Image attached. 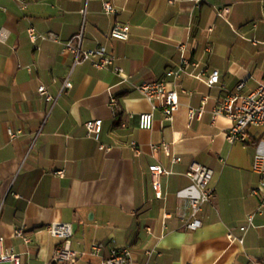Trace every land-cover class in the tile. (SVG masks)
<instances>
[{
	"label": "crops",
	"instance_id": "0c3cea01",
	"mask_svg": "<svg viewBox=\"0 0 264 264\" xmlns=\"http://www.w3.org/2000/svg\"><path fill=\"white\" fill-rule=\"evenodd\" d=\"M24 2L20 10L0 0V28L8 32L0 42V249L12 248L21 264H57L53 251L63 241L47 227L64 222L75 264H99L112 247L129 250L134 264L263 261L264 209H257L264 190L252 158L264 151V131L252 127L248 143H230L232 122L212 111L227 94L249 93L264 78V0ZM104 3L115 12H105ZM115 23L129 25L127 40L109 36ZM31 27L46 38L32 41ZM70 40L113 56L124 77L75 64L63 52ZM182 59L185 73L166 78ZM212 71L218 82L209 86ZM161 79L179 98L171 120L159 101L152 108L136 89ZM190 109L202 113L188 125ZM149 112L153 127L140 129L138 116ZM94 120L101 131L88 135L85 123ZM193 161L212 169L214 196L198 214L200 226L189 229L181 216H189L185 202L197 193L187 176ZM152 165L169 172L157 187ZM16 227L29 242L14 235Z\"/></svg>",
	"mask_w": 264,
	"mask_h": 264
},
{
	"label": "built area",
	"instance_id": "2783aa9c",
	"mask_svg": "<svg viewBox=\"0 0 264 264\" xmlns=\"http://www.w3.org/2000/svg\"><path fill=\"white\" fill-rule=\"evenodd\" d=\"M17 3L20 10L26 9V3L24 0H13ZM103 10L107 13H114L115 9L110 3L103 4ZM0 11H4V8L0 5ZM30 37L32 41L37 39H45L44 35L37 33L32 27L29 29ZM130 34V27L127 24L115 23L109 36L113 39L125 41ZM8 37V32L0 28V42H5ZM179 49H184V45H178ZM63 52H70L74 55L75 64H79L84 61L91 63L96 69L110 68L115 74L120 77L123 76V69L118 65H115V58L113 56H107L100 49H81L80 46L74 44L72 40L63 43ZM189 66L186 59H182L179 66L175 69L168 70L165 73V77H180ZM218 82V72L212 71L208 74L207 84L212 86ZM64 87L70 88L71 84L66 80ZM241 87V86H240ZM137 91L152 103V108H155L154 102H160L164 118L171 120L173 113L179 107L178 94L174 90H169L165 79L159 81H143L136 86ZM41 94H45V88L43 86L38 88ZM47 100H51L50 96H47ZM110 107L115 111L117 102L112 95L109 100ZM202 111H194L192 109L188 112V125L198 119L201 116ZM213 117L225 116L232 122V125L226 135L228 142H240L243 144L248 143L249 129L252 127L261 128L264 131V78L258 82L256 88L249 93H229L214 107L212 111ZM153 114L142 113L138 116V126L140 129L150 130L153 127ZM102 128L101 120L88 121L85 123V129L88 135L100 133ZM180 157H175L174 162L180 161ZM252 171L256 173L260 178V185L264 190V151H257L252 158ZM151 177L154 187L158 186V179L161 175L169 173L161 165L150 166ZM58 175H62V172H57ZM187 176L191 180L197 193L190 197L185 202V207L189 210V216H181V221L189 229H195L200 226L198 214L203 209L206 203H209L214 196V189L210 185L213 171L211 168L206 167L196 161L191 162L187 171ZM156 196L159 198L160 193ZM264 209V197L257 209L260 212ZM253 214H249L246 217V224L239 227L241 232H245L252 225ZM47 231L53 237L61 239L63 242L57 246L52 255V260L57 264H75L78 259L76 251L71 249L69 240L72 237V230L69 223L53 222L47 227ZM14 235L16 237L23 238L27 243L28 238L24 237V230L22 227H16L14 229ZM229 238L234 240L231 235ZM242 242V237L238 239ZM3 238H0V244ZM101 245L94 244L92 251H100ZM0 262H10L12 264H21L19 255L12 249H0ZM99 264H134L131 252L127 249H120L112 247L109 251L108 257L103 259ZM258 264H264L263 261H259Z\"/></svg>",
	"mask_w": 264,
	"mask_h": 264
}]
</instances>
